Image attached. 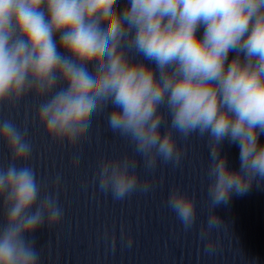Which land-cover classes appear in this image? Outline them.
<instances>
[{"label": "clouds", "instance_id": "9594fccd", "mask_svg": "<svg viewBox=\"0 0 264 264\" xmlns=\"http://www.w3.org/2000/svg\"><path fill=\"white\" fill-rule=\"evenodd\" d=\"M30 94L52 141L75 147L103 113L105 129L134 146L133 155L99 161L93 180L113 200L151 187L139 177L137 157L148 171L158 162L179 166L184 151L174 133L207 136L209 203L200 238L210 253L219 245L211 233L224 224L212 210L264 181V0H0V106ZM27 135V127L0 120L11 154L0 165V264H40L32 237L64 215L61 176L52 191L41 183L27 163ZM225 138L240 148L238 171L220 155ZM79 164L74 156L73 167ZM167 205L185 231L194 227V196L177 187ZM121 239L131 248L130 235Z\"/></svg>", "mask_w": 264, "mask_h": 264}]
</instances>
